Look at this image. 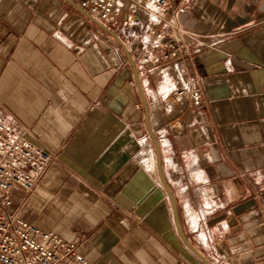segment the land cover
Returning a JSON list of instances; mask_svg holds the SVG:
<instances>
[{
    "label": "crops",
    "instance_id": "crops-1",
    "mask_svg": "<svg viewBox=\"0 0 264 264\" xmlns=\"http://www.w3.org/2000/svg\"><path fill=\"white\" fill-rule=\"evenodd\" d=\"M169 2L185 8L181 80L144 68L79 0H0V113L55 156L9 211L91 264H202L166 184L211 264H264V0ZM174 84L200 107L167 112Z\"/></svg>",
    "mask_w": 264,
    "mask_h": 264
},
{
    "label": "built area",
    "instance_id": "built-area-1",
    "mask_svg": "<svg viewBox=\"0 0 264 264\" xmlns=\"http://www.w3.org/2000/svg\"><path fill=\"white\" fill-rule=\"evenodd\" d=\"M79 3L88 14L116 28L144 68L170 77L166 66L170 63L181 80L177 35L186 31L174 23L173 17L183 14L184 7L172 9L169 0H79ZM201 102L198 89L174 84L166 94L164 106L171 112L184 104L198 108ZM174 126L182 128L181 123ZM54 161L51 152L28 141L0 113V264H91L76 243L29 224L18 211H9L14 191L32 193ZM197 237L202 245L209 242L199 233Z\"/></svg>",
    "mask_w": 264,
    "mask_h": 264
},
{
    "label": "water",
    "instance_id": "water-1",
    "mask_svg": "<svg viewBox=\"0 0 264 264\" xmlns=\"http://www.w3.org/2000/svg\"><path fill=\"white\" fill-rule=\"evenodd\" d=\"M150 137L153 141V144L155 146L156 149V157H157V162L158 164L160 163V148H159V144L158 141L156 140V138L154 137V135L152 134V132L150 131ZM165 189L167 191V194L170 198L171 204H172V210H173V216H174V222H175V226H176V231L177 234L179 236V238L181 239V241L183 242V244L186 246V248L188 250H190V252L202 263V264H211L210 261L208 259H206L189 241L188 239L185 237L182 228L179 224L178 221V215H177V211H176V205H175V201L174 198L171 194V191L169 189V187L164 184Z\"/></svg>",
    "mask_w": 264,
    "mask_h": 264
}]
</instances>
